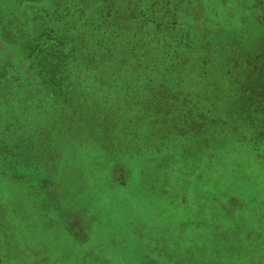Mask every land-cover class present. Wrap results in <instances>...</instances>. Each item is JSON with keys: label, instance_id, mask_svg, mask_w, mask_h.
<instances>
[{"label": "rangeland", "instance_id": "1", "mask_svg": "<svg viewBox=\"0 0 264 264\" xmlns=\"http://www.w3.org/2000/svg\"><path fill=\"white\" fill-rule=\"evenodd\" d=\"M194 1L150 6L153 23L111 13L118 25L74 43L76 63L98 66L80 84L35 98L0 85V155L25 159L0 165V264H159L150 255L174 235L191 244L256 218L264 233V0ZM25 22L9 21L20 56L0 43V57L52 86L30 65L40 36ZM12 94L15 112L2 107ZM253 249L264 264V241Z\"/></svg>", "mask_w": 264, "mask_h": 264}, {"label": "trees", "instance_id": "2", "mask_svg": "<svg viewBox=\"0 0 264 264\" xmlns=\"http://www.w3.org/2000/svg\"><path fill=\"white\" fill-rule=\"evenodd\" d=\"M45 1V6L49 5L50 2H54V7L51 12H42L36 5V3ZM114 0H31L18 2L17 5L11 6V0H5L4 4L7 7L2 8V16L0 18V43L5 46L1 51V55H5L7 52H14L17 56H20L19 51L14 50L7 41L10 40L13 30L9 27V21L15 18L25 19V28L32 30L34 41L36 37H39L37 41L36 51L37 54L33 56V60L30 61V65L38 69V73H42L48 78V82L57 83L50 84L52 86L44 85L43 88L37 84V77L35 76H24L23 68L20 66L22 58L19 61L11 60V63L7 61L6 56L0 57L2 68L15 69L18 72L14 73L12 70L4 71L0 70V85L1 89H6L13 83L24 82L23 88H20L16 95H23L27 97H36V95L42 96L43 93H50L52 88H55L57 92H60L63 88H70L73 86V81L79 84L84 81V74L86 71L97 70L98 66H94V62L91 58H88L82 64L76 63L74 55L75 47L74 43L77 40H81L77 43L78 46H87L90 39L92 38L93 32L96 28L102 25L100 28L103 30L109 29L110 26L118 25L117 22L110 21L111 13H132L136 15V19H145L146 22L153 23L152 13L158 11H150V6H168L173 4L175 0H123L124 8L121 6L117 8L114 6ZM150 1V4H144L143 2ZM195 0L194 2H196ZM230 0H200L201 4L208 2L210 6H221V4L228 3ZM160 4V5H159ZM260 4V5H256ZM90 5H94L97 10V19L89 18L87 11ZM145 5V7H144ZM187 6L193 7L192 4H186ZM261 7V3H255L254 7ZM143 8V10L141 9ZM154 8V7H153ZM192 8H190L191 10ZM206 11V9H205ZM75 18H77L75 20ZM97 21H100L97 22ZM181 22L175 19L173 25L167 27L166 30L176 31L180 27ZM156 25H158L156 23ZM89 31L86 32L84 29ZM92 28V32L90 30ZM241 26L238 28L240 30ZM237 29V28H236ZM236 32V34L239 32ZM35 32V33H34ZM27 38V34L24 33ZM68 34H71L70 36ZM44 35V38L42 37ZM74 36V37H73ZM100 38H104V35H100ZM179 41L185 40L183 35L177 38ZM45 41V42H44ZM44 42V44H43ZM189 42V39L185 45ZM70 45L71 48L68 46ZM100 53H105L101 47V40H98ZM233 50L240 51V41L236 38L233 39ZM74 46V48H73ZM9 47V48H8ZM82 48V47H81ZM104 48V47H103ZM9 49V50H8ZM97 49V51H98ZM116 54V53H115ZM114 54V55H115ZM238 57V54H235ZM5 57V58H4ZM16 57V56H15ZM17 58V57H16ZM251 62L247 63L249 66ZM9 64V65H8ZM15 65V66H14ZM72 71L76 72V77L72 75ZM70 72V73H69ZM78 87V86H77ZM9 95V94H8ZM164 101L163 99H161ZM2 107L12 112L19 110V103L13 94L10 98H7L2 102ZM164 109L161 107L158 111ZM2 110V109H1ZM0 110V111H1ZM21 110H23L21 108ZM5 110H3L4 112ZM19 114L24 116L25 112L18 111ZM8 122V121H7ZM187 123V121H186ZM16 125L10 120V125ZM9 125V126H10ZM187 125V124H186ZM15 129H21L17 126ZM23 159L22 156L10 157L9 155H0V165L10 164L19 165ZM264 204H259L257 208H260ZM221 216L222 224L225 227H230L231 223L229 217L223 218ZM242 222L241 228L229 229L227 234H222V229L214 234H211L209 238H202L200 241H193L190 244V237L186 234L174 235L176 241L173 243H167L166 245L161 244V249L154 256V262L157 259L159 264H261L259 263L260 257L254 256V246L262 244L264 241V233L255 232L254 229H260V222L256 218L250 222V227L244 219H239ZM227 223V224H226ZM206 240V241H205ZM204 241V242H203ZM176 245V248H172ZM193 247H192V246ZM167 258H166V257Z\"/></svg>", "mask_w": 264, "mask_h": 264}]
</instances>
